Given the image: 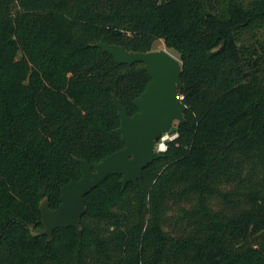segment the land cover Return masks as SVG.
<instances>
[{
  "label": "trees",
  "instance_id": "obj_1",
  "mask_svg": "<svg viewBox=\"0 0 264 264\" xmlns=\"http://www.w3.org/2000/svg\"><path fill=\"white\" fill-rule=\"evenodd\" d=\"M179 53L187 105L163 156L86 196L82 228L43 227L123 148L151 76L93 44ZM168 229H167V228ZM0 264H264V0H0Z\"/></svg>",
  "mask_w": 264,
  "mask_h": 264
},
{
  "label": "water",
  "instance_id": "obj_2",
  "mask_svg": "<svg viewBox=\"0 0 264 264\" xmlns=\"http://www.w3.org/2000/svg\"><path fill=\"white\" fill-rule=\"evenodd\" d=\"M93 45L111 54L117 63L143 62L151 80L135 99L138 111L133 115L129 114L122 100L114 96L120 117V126L115 132L121 134L125 146L94 166L75 157L80 163L82 176L62 186L58 207L51 208L48 197L41 200L44 226L35 230L38 235L46 234L52 238L56 228L81 229V218L87 211L85 196L111 174L122 175L120 181L123 186L138 182L144 168L163 156L155 149L157 140L165 133L177 132L178 124L185 120L187 105L179 91L184 85L180 58L166 48L133 51L103 41Z\"/></svg>",
  "mask_w": 264,
  "mask_h": 264
},
{
  "label": "built area",
  "instance_id": "obj_3",
  "mask_svg": "<svg viewBox=\"0 0 264 264\" xmlns=\"http://www.w3.org/2000/svg\"><path fill=\"white\" fill-rule=\"evenodd\" d=\"M178 136V133L175 132L173 134L165 133L163 134L156 142L155 149L160 152L164 153L168 150L169 142L173 139H175Z\"/></svg>",
  "mask_w": 264,
  "mask_h": 264
},
{
  "label": "rangeland",
  "instance_id": "obj_4",
  "mask_svg": "<svg viewBox=\"0 0 264 264\" xmlns=\"http://www.w3.org/2000/svg\"><path fill=\"white\" fill-rule=\"evenodd\" d=\"M153 48H166L168 49L170 52H172L175 56H177L178 58H180V55L178 52H176L175 50L168 48L164 42L163 39H158L154 42L153 44ZM167 228V227H166ZM168 229V228H167Z\"/></svg>",
  "mask_w": 264,
  "mask_h": 264
}]
</instances>
